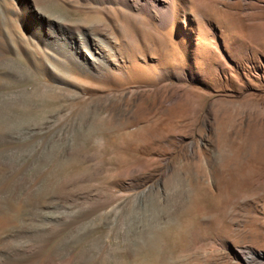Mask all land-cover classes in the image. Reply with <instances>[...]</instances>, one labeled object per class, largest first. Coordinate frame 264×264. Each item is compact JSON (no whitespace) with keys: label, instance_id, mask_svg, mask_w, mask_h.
I'll list each match as a JSON object with an SVG mask.
<instances>
[{"label":"rangeland","instance_id":"1","mask_svg":"<svg viewBox=\"0 0 264 264\" xmlns=\"http://www.w3.org/2000/svg\"><path fill=\"white\" fill-rule=\"evenodd\" d=\"M159 1L169 21L0 0V208L29 264H264V0ZM39 14L106 40L76 51L102 72L41 43ZM148 33L166 44L131 52Z\"/></svg>","mask_w":264,"mask_h":264},{"label":"bare ground","instance_id":"2","mask_svg":"<svg viewBox=\"0 0 264 264\" xmlns=\"http://www.w3.org/2000/svg\"><path fill=\"white\" fill-rule=\"evenodd\" d=\"M71 1L74 3L78 2V0H71ZM90 1L97 4L118 3L123 5L124 7L131 9L132 11H135V9L144 11L151 17H153L156 13L161 23L169 21L173 16L171 7L169 5L168 6L163 5V3L160 2L159 0H90ZM85 7L88 10H96L101 13H103V11L105 10L109 12L115 11V10H111L110 9L111 7L108 6L99 7L90 4H85ZM36 20L38 22L37 27L39 28L38 31L36 30L39 41L41 43L46 41L49 44L50 49L56 55L60 56L65 60L75 63L78 67H80L83 70L85 69L91 72H98V71L102 72L101 67L92 64H86L84 59L81 56H79L76 53V51L80 47L86 48L92 54L94 60L99 63L101 61H104V59L100 57V55H96L94 53V49L95 48L99 49L101 53H106V52L108 53L109 51H111L112 49L110 48L106 40L103 39L104 44H100V42H97L91 36L87 35L88 33H86V31L81 29L80 27L78 28V27H71L64 25L60 22L59 19L56 18L45 17L39 14V16L35 19V21ZM76 35L79 37L78 42L74 40ZM139 43H142L144 49H152L151 43H153L154 45L156 44L159 47H162L164 44H166V40L164 37L157 36L154 33L143 34V36L140 35V41L138 43H134L133 46H130V51L133 52L136 46L139 45ZM11 50H12L11 46L8 44L5 46L4 50L2 49L3 52L1 51L0 53L4 55V52H9ZM256 158L257 157L255 158L252 157V159L248 160V162H251L252 160L254 161L259 160V157L258 159ZM231 162L233 163L230 164ZM237 162H238L237 156L229 160H225V165L229 166V168L227 167L228 171H231V173L233 171L242 172L247 169V165L245 164L239 165ZM228 193H229V197L230 195L233 194L231 193V191ZM227 202L228 201L224 199V204L216 205L213 208L220 209L221 212L223 206ZM2 205L1 208L3 207L4 210L3 212H1L2 215H0L1 224L6 223L7 220L9 219H18L19 217L22 218L23 223L22 225H19V227L21 226L20 227L21 233L18 232L12 233L13 231H10L9 233H0V264H29L34 257L39 256V252H37L38 250H34L35 247L31 238V235H33V233H28L30 227L29 221H27V218H25L24 216L22 217V212L21 213L18 212L9 201L2 203ZM22 238L27 240H23ZM41 246L42 245H39L38 247L40 248Z\"/></svg>","mask_w":264,"mask_h":264}]
</instances>
